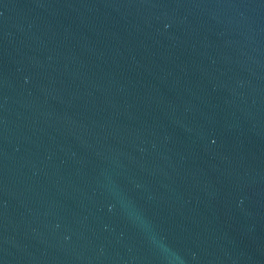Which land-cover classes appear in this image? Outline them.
Here are the masks:
<instances>
[{"label":"water","instance_id":"95a60500","mask_svg":"<svg viewBox=\"0 0 264 264\" xmlns=\"http://www.w3.org/2000/svg\"><path fill=\"white\" fill-rule=\"evenodd\" d=\"M0 264H264V0H0Z\"/></svg>","mask_w":264,"mask_h":264}]
</instances>
